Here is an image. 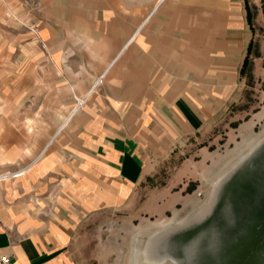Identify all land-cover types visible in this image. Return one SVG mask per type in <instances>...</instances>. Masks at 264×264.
<instances>
[{
    "label": "rangeland",
    "instance_id": "obj_1",
    "mask_svg": "<svg viewBox=\"0 0 264 264\" xmlns=\"http://www.w3.org/2000/svg\"><path fill=\"white\" fill-rule=\"evenodd\" d=\"M128 2L0 0V57L8 60L0 64V173L11 168L4 163L26 168L56 151L60 139L67 181H73L74 125L65 124L75 111L89 110L90 91L96 94L104 77L100 73L88 84L100 56L86 37L105 33L106 23L114 28L104 12L121 15L124 23ZM227 2L233 13L228 24L243 26L250 41L243 57L221 55L223 104L192 140L175 141L163 126L158 141L143 139L153 176L116 205L83 210L77 203L66 206L67 213L56 203L61 196L56 175H50L51 189L31 194L41 219L70 229L74 264H173L154 261L159 253L178 264H264V139L239 161L264 137V0ZM207 64L208 80L216 68ZM205 87L210 95L211 85ZM75 96L83 100L78 109ZM129 125L128 133L136 134V122ZM58 128L59 136L39 156Z\"/></svg>",
    "mask_w": 264,
    "mask_h": 264
},
{
    "label": "crops",
    "instance_id": "obj_2",
    "mask_svg": "<svg viewBox=\"0 0 264 264\" xmlns=\"http://www.w3.org/2000/svg\"><path fill=\"white\" fill-rule=\"evenodd\" d=\"M228 2L129 0L124 23L121 15L116 19V13L104 12L114 28L106 23L105 33L86 37L100 56L88 84L100 73L103 81L96 94L95 88L90 91L89 110L75 111L65 124L71 120L74 125L69 139L75 160L69 171L75 178L67 181V155L60 139L56 151H48L26 168L3 162L11 168L0 173V257L8 258L0 264H74L70 229L65 224L57 228L52 218L43 220L32 209L38 204L31 194L51 189L50 175L59 177L61 196L56 203L67 213L66 206L77 203L83 210L113 206L153 176L154 166L141 149L143 139L158 141L160 126L178 142L192 140L200 132L207 117L223 104L221 55L243 57L250 41L243 26L229 25L233 13L226 7ZM1 59L0 64H7L6 57ZM210 63L216 70L207 80L204 68ZM127 105L135 110L124 112L122 106ZM149 105L152 111L145 110ZM129 121L136 122V134L128 133Z\"/></svg>",
    "mask_w": 264,
    "mask_h": 264
},
{
    "label": "bare ground",
    "instance_id": "obj_3",
    "mask_svg": "<svg viewBox=\"0 0 264 264\" xmlns=\"http://www.w3.org/2000/svg\"><path fill=\"white\" fill-rule=\"evenodd\" d=\"M77 97V96H76ZM78 98V97H77ZM78 101L81 103H83V100L82 99H79L78 98ZM79 106V103L77 102L76 105H75V108L78 109L77 107ZM264 137L258 141H256L248 150V153H246L245 155H243L242 157L239 158V161L244 159L250 152H252L254 150V148H256L262 141H263ZM233 169V168H232ZM225 176V173H223L220 178L218 179L217 183L220 182L223 177ZM217 186V184H216ZM137 239V238H136ZM163 259H168L170 260L171 262H173V264H178V262L175 261L174 257L172 258V256H170L169 254L167 253H159V255L155 258L154 261H161ZM172 264V263H171Z\"/></svg>",
    "mask_w": 264,
    "mask_h": 264
},
{
    "label": "built area",
    "instance_id": "obj_4",
    "mask_svg": "<svg viewBox=\"0 0 264 264\" xmlns=\"http://www.w3.org/2000/svg\"><path fill=\"white\" fill-rule=\"evenodd\" d=\"M75 98H76V100L78 101V98H77L76 96H75ZM78 103H79V105H81L79 101H78ZM0 261H1V262H4V263L7 262V261H8L7 256H1V257H0Z\"/></svg>",
    "mask_w": 264,
    "mask_h": 264
},
{
    "label": "trees",
    "instance_id": "obj_5",
    "mask_svg": "<svg viewBox=\"0 0 264 264\" xmlns=\"http://www.w3.org/2000/svg\"><path fill=\"white\" fill-rule=\"evenodd\" d=\"M246 60H247V59H245V62H246ZM245 62H244V64H245Z\"/></svg>",
    "mask_w": 264,
    "mask_h": 264
}]
</instances>
